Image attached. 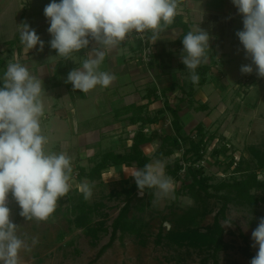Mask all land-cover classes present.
Instances as JSON below:
<instances>
[{
	"label": "rangeland",
	"instance_id": "rangeland-1",
	"mask_svg": "<svg viewBox=\"0 0 264 264\" xmlns=\"http://www.w3.org/2000/svg\"><path fill=\"white\" fill-rule=\"evenodd\" d=\"M50 2L51 0H0V59L5 63L0 68V77L3 76L9 62H19L32 72L31 68L35 66L32 67L30 58L34 52L37 54L33 58L36 62H38V58H41L43 62H49L51 58H56L57 53L54 52L57 51L50 46L51 40L48 32L50 24H45L48 19L44 15V8ZM24 22H27L36 32L40 31L44 35L45 38L42 39L45 42L43 51H39V45L28 50L21 44L19 25ZM221 25L223 28L222 22ZM242 30L243 17H235L223 29L222 42L219 40L213 42L210 39L208 53L212 54L213 60L209 62L210 69L206 75V83L200 87H194L192 106H188L186 101L178 100L182 94L177 86L188 83L190 71L179 67L180 65L185 67V65L181 62L183 46H180L177 40L173 41V44H171L172 42L165 44V65L168 64L169 68L165 67V80L160 82L161 85L159 82L156 84L154 78L158 62L156 61V66L152 68L146 65L149 61H140L148 80L141 79L137 89L135 86L138 84L133 82L132 85L123 86L122 89L126 90H123L120 95L123 97L120 106L137 102L138 106L143 107L142 113L153 116L158 109L162 108L163 98L156 99L147 105L146 101H140L146 92V85L152 83L151 88L157 90L161 86L167 88L176 83L173 90L166 92V95L168 103L172 107L175 105L180 107L179 114L183 124L182 136L189 134L198 124L203 125L206 138L209 134H213L212 139L205 141L202 161L195 164L201 165L203 175L209 178L206 181L207 186L232 180L230 172L233 166L227 167L230 154L235 161L242 158L254 163V157L249 151L250 147L257 148L260 152L264 151V78L257 75L255 65H252L253 72L251 74L241 72L242 66L252 64L251 58L246 55V51L236 35L238 31ZM16 36L18 37L14 42ZM128 36L133 45H135L136 38H140V36L134 37L131 34ZM141 36L146 39L144 33ZM148 40L151 54L160 51L161 43L159 41L155 46L151 36ZM56 61L54 59L48 65L55 66ZM57 67L61 69L63 66L57 65ZM101 70L107 71L105 65L101 67ZM47 71L51 72L50 69L38 68L35 73L42 79L45 90L43 95L45 116L41 117L42 132L48 138L46 146L48 151L57 153L64 151L71 157L72 187L68 194L62 197L63 202L60 210L54 212L47 221L40 222L27 221L20 216L21 209L9 194L10 218L13 223L19 226L17 234L21 238L26 236L30 245L32 237H38L39 240L38 244L32 246L30 252L23 250L20 252V264H214L209 248L197 245V247H189L186 244L188 241H181L183 245H178L168 240L166 236L164 237L165 233L175 226L174 222L178 216L186 213L189 208H195L200 212L204 206L206 207L205 213L196 217L197 224L186 228L193 233H208L213 227L214 215L221 203L211 197L205 203L199 202L188 193L186 188L182 189L183 185L190 182L185 170L181 169L178 178H173L166 169V166L182 156V150H174L170 155L158 157L154 154L160 145L158 140L149 145H143L141 148L144 154L150 158L149 163L155 160L164 162L166 175L172 177L175 182L174 195L160 198L156 194V189L147 188L151 191V196L148 195L149 192H144V195L140 196L137 191L130 199L126 213V220L135 232L118 231L111 245L97 257L100 248L106 245L111 237L112 223L125 203L126 193L123 189L134 182L132 172L137 167L134 163L129 167L124 165L109 166L102 171L99 179L94 180L77 179L75 167H83L88 170L95 163L94 161L99 160V156L106 151L125 152L131 144L132 130H135L139 123L128 124L126 118L130 116L131 112L122 113L118 117H115L111 112L109 115L106 113L100 115L94 105V96L106 89L100 86L89 91L86 99L74 102L67 94L69 90L66 91L64 87L54 86L52 93H47L46 89L50 87V84L47 83L50 73ZM2 86V81H0V87ZM113 87L116 88V85ZM72 91L77 94V90L74 88ZM67 104L75 107L76 125H71L69 121L58 117L63 108L68 109ZM201 104L206 105L205 110H196ZM53 110L57 114H54ZM80 110L83 111V116H79ZM171 120V114L166 112L164 118L144 126L143 131L148 133L150 130H157L161 134L170 133ZM104 123H108V126L100 131V125ZM86 129L93 130V133L83 132L81 135L82 131ZM225 144L229 151L219 154L217 157L213 156V148ZM85 145L88 146L84 148ZM181 145L186 147L187 142H183ZM235 178L239 179L240 176ZM258 178H264V171H261ZM84 183L92 187V195L88 199H85L80 191V185ZM208 192L215 194L212 188H208ZM68 195H73L75 200L69 202ZM81 198L86 205L93 207L90 220L91 226L97 227L94 235L87 233L84 228L76 226L75 216L66 211L71 203L80 202ZM260 210L264 211V204L261 205ZM251 218L252 214L248 206H228L225 219L218 221L223 229L224 243V248L217 253L218 264H250L251 259L243 252L245 241L254 257L257 255L258 245L253 247L255 242L252 239V232L255 229L248 223ZM226 220L231 221L229 226H225ZM181 229L185 228L181 227ZM159 231L163 234L160 239L157 237ZM244 239L246 240L244 241Z\"/></svg>",
	"mask_w": 264,
	"mask_h": 264
},
{
	"label": "clouds",
	"instance_id": "clouds-1",
	"mask_svg": "<svg viewBox=\"0 0 264 264\" xmlns=\"http://www.w3.org/2000/svg\"><path fill=\"white\" fill-rule=\"evenodd\" d=\"M183 0H51L44 15L50 27V46L57 56L71 60L74 53L95 46L87 52L80 67L71 70L67 83L74 90L87 93L97 86L109 87L116 76L101 70L106 55L117 48L129 34L151 32V40H159L160 33L172 24ZM243 16V30L236 33L251 58L252 64L241 67V72L256 73L264 78V0H232ZM21 44L28 50L45 42L27 22L19 25ZM210 35L199 28L189 31L182 39L181 62L190 71V80L197 84L196 69L208 60ZM0 264H20V252L32 250L38 237L21 238L19 226L12 222L8 197L19 205L20 216L27 221H47L55 212L57 202L70 191L73 179L71 157L67 152L48 151V138L42 132L44 115V86L40 77L33 75L19 62H9L0 77ZM75 125V121L73 122ZM132 178L144 195V189H156L160 198L172 197L175 182L166 175L162 160L136 168ZM84 198L92 195L89 184H81ZM229 226L231 221H225ZM258 245L257 255L250 264H264V217L252 232Z\"/></svg>",
	"mask_w": 264,
	"mask_h": 264
},
{
	"label": "trees",
	"instance_id": "trees-1",
	"mask_svg": "<svg viewBox=\"0 0 264 264\" xmlns=\"http://www.w3.org/2000/svg\"><path fill=\"white\" fill-rule=\"evenodd\" d=\"M212 22V24H210ZM170 27H179L181 29V34L177 38V43L180 46H183L182 39L190 30L187 23L182 21L180 15H176ZM200 28L207 31L210 35V39L214 41L219 40L222 42L223 28L220 22V19L216 16H207L205 20L200 25ZM151 32H146L145 42H142L140 38L135 40V49L137 52L142 51L144 46H149L148 38L151 36ZM18 36L14 38L16 41ZM212 45V44H211ZM155 57V54L150 55V60L146 64L148 67L152 66V58ZM212 54L208 53V63H204L196 69L197 74L200 76V80L197 84H193L191 80L188 81L185 85L177 86L181 91V96L178 98L181 102H187L188 106H192L194 87H200L206 83V75L209 72L210 65L209 62L213 60ZM5 63L0 59V68L3 67ZM63 66L61 69L58 67L54 68V76H59L62 73H65V66L60 61L56 66ZM5 67V66H4ZM180 68L188 70L182 65ZM189 71V70H188ZM69 85V84H68ZM67 85V86H68ZM176 86V83L171 84L167 88H162L158 91L152 89L150 86L146 88V92L143 95V99H146V105L152 103L156 99L163 98V106L158 109L153 116H149L146 113H142V106L136 104H129L117 108L114 111L115 117L122 115V113L131 112L130 116H127L126 120L128 124L134 125L139 123V126L132 130L133 135L130 138L131 144L127 147V150L123 153H115L113 151H106L101 154L99 160L94 161L95 163L86 170L83 167H75L76 178H88L91 180L99 179L102 171L108 168L109 166H131L132 163L137 168H143L145 164H148L150 158L144 154L142 150L143 145H149L154 141L158 140L160 145L159 148L155 151V155L158 157H163L170 155L174 150H182V156L174 160L173 163L166 166V169L173 178H178L179 171L181 169L185 170V174L189 176L190 182L182 186L186 188L189 194H191L197 201L205 203L207 199L214 198L218 200L221 204L218 208L216 214L214 215L213 227L208 233H193L191 230H187V226H194L197 224L196 217L202 216L205 213L206 207L199 212L195 208H189L186 213L178 216L175 226L172 227L168 233H165L164 237L172 242H175L178 245H183L181 241H188L186 244L189 247L204 246L209 248L211 251L210 257H212L214 264H218L217 253L224 248L223 243V229L219 224L220 219H225L226 211L229 205H235L240 207H249V211L252 214V218L249 220V226L256 229L260 218L264 217V211L260 210L261 205L264 204V178L259 179V174L261 171H264V151H259L254 147H250L249 151L254 157V163H251L249 160L239 159L235 161L233 156L230 154L227 161V167L230 168L233 166L230 172V181H221L215 185L207 186L206 181L209 179L203 175V168L197 162L202 161V154L205 151L206 140L212 139L213 134H209L206 138V133L203 129L202 124L196 125L186 136H182L181 131L183 130V124L181 122V117L179 114L180 107H172L167 100L166 92L172 91ZM143 104V105H145ZM206 105H200L196 110H205ZM166 112L171 114L172 120L170 122L171 132L161 134L157 130H150L148 133L143 131V127L156 123L159 119L164 118ZM187 142V146L184 147L181 144ZM226 143V142H225ZM183 147V148H182ZM229 151L228 147L225 145L213 148L212 154L217 157L219 154H225ZM227 158V157H226ZM182 161V163H180ZM236 176H240L239 179H236ZM208 188H212L215 194L208 192ZM126 193V199L124 205L121 207L117 217L112 223L111 226V237L108 243L100 248L98 251L97 257L111 245L115 234L120 231H131L135 232L134 229L130 228L126 220V213L128 211L130 199L134 194L139 191L135 181L130 184L127 188L123 189ZM144 192L148 193L151 196V191L147 188L144 189ZM219 193V194H217ZM75 197L73 195H68L67 199L69 202H72ZM62 198L57 202L56 211L60 210L62 204ZM95 205V204H94ZM87 208V209H86ZM67 209V208H66ZM93 207L85 204L84 200L81 198L80 202L71 203L70 207L66 210L69 211L71 215L75 216V225L79 228H84L87 233H95L97 227L93 228L90 220V213L92 212ZM184 227L185 229H181ZM94 235V234H93ZM163 234L161 231L158 232L157 237L162 238ZM246 239H244L245 241ZM197 245V246H196ZM243 252L247 257L252 259L254 255L250 251V247L245 241V246Z\"/></svg>",
	"mask_w": 264,
	"mask_h": 264
},
{
	"label": "crops",
	"instance_id": "crops-1",
	"mask_svg": "<svg viewBox=\"0 0 264 264\" xmlns=\"http://www.w3.org/2000/svg\"><path fill=\"white\" fill-rule=\"evenodd\" d=\"M177 14L181 16L183 22L188 24L190 31L198 30L200 28L199 24L201 25V23L203 22V20H205L207 16L218 17L220 21L222 22V24H224L223 29L227 26V24L229 25V22H231L233 18L243 17L241 14H239L238 9L233 5L232 0H183V3L180 5ZM45 24H49V22L45 21ZM181 32L182 31L179 27H170L169 25L164 31L160 33L159 40H157L156 42H153V45L155 46L158 41L161 43L159 46L160 51L155 53V57L152 58V66H151L152 68H154L156 66V61L159 64L158 66H156L157 72L155 73V76H154V78L156 79L155 80L156 84H158L159 82V85H161L160 82L165 80V67L168 66L167 63H166L167 66L165 65V46L170 42H172L171 44L174 43L173 41L176 42ZM37 34L41 37V39L45 38L42 32L39 31L37 32ZM49 37L51 40L52 39L51 34ZM129 38L130 37L128 36L117 48L111 50L106 55V58L101 65V67H104L105 65V67L107 68V71L113 73L116 76V79L109 86L110 88H106L102 93L98 92L94 96V105L100 115H103L104 113L109 115L110 112L114 114V111L117 108L122 107L119 105L121 103L120 101L123 98L120 95L123 90H126V89H122L123 86L132 85V82H133L134 84L135 83L138 84L137 86H135V89H137L140 84L141 79L145 78L146 80H148V76L146 75V72L142 70V67L140 65L141 64L140 63L141 61L140 52L136 51L135 46L133 45V43L130 41ZM94 46H95V42L93 41L90 43L88 49H82L79 53H74L71 60H65L63 58L59 60L58 58L59 56H55L56 58H51L49 62H53L54 59L57 60L55 63V66L51 64L48 65L49 62L48 61L43 62L41 58L40 59L38 58V62H36L35 60H33L34 55L36 54L34 52L32 53L33 55L30 58L32 62V67L35 66L34 68H31L32 70L31 73L35 75V73L38 71V68L39 69H50L51 72L47 71V73H50L49 78H48L49 81H47V83L50 84L49 85L50 87L49 89L48 88L46 89L47 93L48 92L52 93L54 86L59 87V88L64 87L66 91L67 89L70 91V92L68 91L67 94L71 98L69 99L72 100V102L77 101V100L79 101L80 99L82 100L86 99L88 97V92L83 93L77 90V94L73 93L72 91L73 86H71V83L66 82L67 81L66 78L68 76V73L71 70L77 67H80V62L84 58H86L87 52L91 51V49ZM54 53H57V52H54ZM60 61L65 66V73H62L59 76H54L53 75L54 68L57 67L56 64L59 63ZM64 76H66V78H64ZM124 77H126V79H123ZM45 79L46 77L44 78V80ZM114 85H116V88L113 87ZM148 85L151 87L152 83L151 85L147 84L146 88L148 87ZM160 89H162V86L158 88L157 90H160ZM140 101L147 102V100L143 99L142 97L140 98ZM116 105L117 106L119 105L120 107L119 106L117 107ZM136 105H137V102H136ZM50 106H53V105H50ZM67 106H68V109L65 110L66 108H63L60 114L58 115V117L61 118L62 120L69 121L71 125H74L73 122L75 121V107L72 106L71 104H67ZM54 114H57V113L55 112ZM79 116H83L82 110H80ZM100 126H101L100 128V131H101L108 126V123H104ZM83 132L91 134L93 133V130H89V129L83 130L81 135H83ZM87 146L88 145H85L84 148H86Z\"/></svg>",
	"mask_w": 264,
	"mask_h": 264
},
{
	"label": "built area",
	"instance_id": "built-area-1",
	"mask_svg": "<svg viewBox=\"0 0 264 264\" xmlns=\"http://www.w3.org/2000/svg\"><path fill=\"white\" fill-rule=\"evenodd\" d=\"M131 35L134 37L140 36V39L142 38V42H145V38H143L140 33L133 32V33H131ZM150 55H151L150 47L144 46L143 51L140 55L141 61L142 62H148L150 60Z\"/></svg>",
	"mask_w": 264,
	"mask_h": 264
}]
</instances>
